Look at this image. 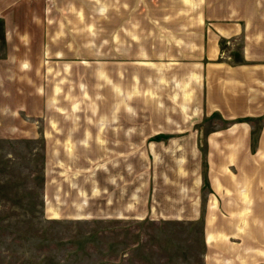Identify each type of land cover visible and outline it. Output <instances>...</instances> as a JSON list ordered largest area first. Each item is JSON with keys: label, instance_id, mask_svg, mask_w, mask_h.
<instances>
[{"label": "rangeland", "instance_id": "1", "mask_svg": "<svg viewBox=\"0 0 264 264\" xmlns=\"http://www.w3.org/2000/svg\"><path fill=\"white\" fill-rule=\"evenodd\" d=\"M133 2L138 11L137 42L146 36L144 9L153 18L162 11L165 23L152 29L161 28L177 42L182 32L176 22L186 26L187 39L198 26L194 13L199 5L205 17L210 10L213 17L227 12L223 17L231 18L240 9L254 8L252 0ZM57 3L61 9L75 10L81 1ZM82 3L89 17L81 26L74 17L73 27L84 37L76 53H86L85 60L57 68L62 80L55 100H62L63 108L58 105L46 116L25 117V129L14 128L17 122L10 130L0 128V264H264V186H256L258 170L249 178H229L226 194L215 193L218 199L212 195L214 208H208L206 180L202 186L195 181L200 170L207 171L210 148L178 144L188 140L167 134L164 139L150 135L162 131L156 126L163 122L190 119L209 127L227 120L219 112L204 113L193 98L181 109L176 85L148 76L143 65L122 61L113 66L111 60L103 64L102 51L96 48V1ZM2 4L9 10L25 9L31 17L42 2L0 0ZM121 34V41H128V30ZM1 35L0 20V48ZM111 46L107 42L103 51L108 53ZM143 46L144 42L140 49ZM212 61H226L233 71H241L238 41H220ZM217 67L213 66L212 79ZM234 119L254 127L248 155H264V146L254 138L262 133L264 115L237 114ZM147 135L166 143H152ZM189 144H194L192 138ZM245 155L234 153L231 173ZM224 204L228 208L220 209Z\"/></svg>", "mask_w": 264, "mask_h": 264}, {"label": "crops", "instance_id": "2", "mask_svg": "<svg viewBox=\"0 0 264 264\" xmlns=\"http://www.w3.org/2000/svg\"><path fill=\"white\" fill-rule=\"evenodd\" d=\"M57 1L59 0H41V7L33 10L31 17L26 14L25 9L9 10L4 4L0 7L1 36L4 40L1 41L0 48V120L2 121L0 128L10 130L11 124L17 122L14 128L25 129V117L46 116L57 110L58 105L63 108L62 100L59 102L55 100L56 91L61 87L57 83L62 80L60 79L62 73L57 68L74 59L85 60L86 53H76L84 37L82 33L80 36L75 33L73 18L77 19L76 23L82 25L83 19H87L90 13L89 9L83 8L82 2L89 0H80L81 4L76 6L78 8L75 10L61 9L62 6ZM95 1L96 48L102 51L103 56L100 59L104 60L103 64L111 60L113 66L121 65L122 61L143 65L148 76L151 73L155 75L156 80L162 79V84L168 79V82L176 85L179 91L178 97L182 99V105L181 103L177 105L181 109L184 110V106L188 108L193 98L204 113L219 112L218 114L223 117L222 120H227L209 127L204 122L190 119L163 122L160 127L156 126V129H163L162 131L158 130L155 134H150L153 137L159 135L160 139L166 138L163 136L167 134L168 138L188 140L178 144L203 145L210 148V151L206 150L204 164L207 171L204 173L200 170L199 175L196 176L198 180L195 181L202 186L206 180L207 194L210 198L206 201L209 204L208 208L211 206L214 208L213 200L217 198L215 193L226 194L229 178L236 177L240 180L249 178L252 176L250 172L256 169L259 173L256 186L263 187L264 162H260L264 155L257 153L253 157L247 152L251 145L250 132L254 127L252 123L237 121L234 117L237 114H244L246 117L264 115V0H252L253 9H240L236 17L231 18L223 17L227 12L217 13L219 16L216 14V17H213L214 12L211 10L210 14L206 11L205 17L199 5L196 16L194 13L195 24L198 26L191 31L187 30L189 31L187 39L184 30L186 26L184 27L183 22H176L177 30L182 32L180 41L177 42L168 33L163 34L161 28V31L152 29L165 23L162 11L159 13V18H153L151 11L143 10L146 36L137 42L138 31L134 25L138 11L133 0ZM194 1L201 3V0ZM17 6L15 5V8ZM84 6L88 7L87 4ZM88 23L84 25L86 30L89 28ZM125 29L128 30L129 39L122 42L121 31ZM84 36L88 41V31ZM105 41H111L112 44L108 53L103 51L107 43ZM220 41H230L231 44L238 41L240 55L244 61L241 71H233V66L226 65V61L215 63L212 61V56H217ZM142 42H144L141 48L143 52L140 49ZM121 43L126 45L121 47ZM213 66H220L217 67L219 72H216L214 79H212L215 73ZM228 66L230 68H227ZM223 71L230 76L223 75L225 74L221 73ZM158 72H160L159 77ZM202 76L205 77L203 80L196 81ZM237 91L243 94L234 95ZM66 107L68 109V106ZM56 112L66 114V111ZM5 118L7 122H3ZM117 124L120 125V122ZM120 128L122 127H117ZM147 136L146 139L152 140V143H166ZM190 138L194 140V144H189ZM254 138L258 145L264 146V126L262 133ZM147 142L149 141L144 143L148 144ZM238 152L242 155L246 154V158H239L237 168L231 173L229 163L233 161L234 153L238 156ZM250 158L253 159L249 160ZM222 203L224 202H218V204ZM224 207L228 208L224 204L220 209ZM232 208L236 206L233 205ZM240 208H242L241 204Z\"/></svg>", "mask_w": 264, "mask_h": 264}]
</instances>
